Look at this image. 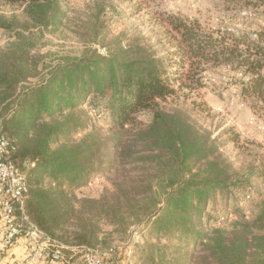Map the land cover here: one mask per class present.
Returning <instances> with one entry per match:
<instances>
[{"label": "trees", "instance_id": "trees-1", "mask_svg": "<svg viewBox=\"0 0 264 264\" xmlns=\"http://www.w3.org/2000/svg\"><path fill=\"white\" fill-rule=\"evenodd\" d=\"M0 1L22 10L20 18L0 17L11 38L0 49V136L10 144L8 161L26 173V210L41 231L68 246L100 249L105 264L126 254L110 237L143 223L157 236H174L177 250L184 243L190 264H264V201L252 220L229 229L220 223L226 214L216 223L208 214L252 177L264 180V159L250 162L247 178L241 176L222 154L220 137L213 139L190 111L163 105L184 89L198 90L207 68L230 65L248 77L243 95L264 118V29L253 41L249 33L208 32L198 20L158 14L174 51L161 54L145 36L125 45L112 37L103 43L106 54L87 48L63 56L44 77L36 49L45 34L66 27L69 0ZM228 2L264 9V0ZM144 5L135 3V14ZM106 8L97 5L76 25L85 44L107 36ZM145 113L148 123L140 121ZM96 176L114 190L99 198L84 194ZM163 259L150 248L139 261Z\"/></svg>", "mask_w": 264, "mask_h": 264}, {"label": "rangeland", "instance_id": "rangeland-1", "mask_svg": "<svg viewBox=\"0 0 264 264\" xmlns=\"http://www.w3.org/2000/svg\"><path fill=\"white\" fill-rule=\"evenodd\" d=\"M139 1L69 0L66 27L55 34H45L36 49V54L43 58L40 67H47L42 73L43 76L46 77L63 56H81L87 48L104 52L103 43L108 42L112 37H122L125 45L133 36H145L151 39V45L161 54L174 51L171 40L164 35L163 28L159 25L156 18L158 14L198 20L208 32L231 33L236 37L249 33L253 41L258 40L257 34L264 29L263 8L239 7L230 4L228 0H141L145 4L144 8L135 14L134 4ZM101 3L107 6L102 16L107 36L101 37L99 44L87 45L78 36L76 25L93 13ZM21 13V9L0 1V17L20 18ZM159 39L162 41L161 44H158ZM10 40V35L0 29V49ZM186 69L189 70V67L187 66ZM248 81L242 70L230 65L211 66L203 73L202 86L198 90L190 92L184 89L178 96L169 98L163 104L165 107H182L190 111L193 119L212 133L213 139L220 137L219 142L224 144L222 154L233 164V169L246 178L248 176L246 167L249 163L264 159V118L261 114L255 113L252 102L243 95V83ZM150 119L149 113L140 116V121L143 123H148ZM97 123L105 125L106 117H99ZM83 135L84 132L77 133L75 138L79 139ZM235 135L239 136L238 142L231 141ZM259 161L256 163L257 166ZM113 190L111 182L96 176L91 185L84 190V194L99 198L105 191ZM263 201L264 180L252 177L248 187L231 190L227 198H221L216 207L209 208L208 214L212 223H216L220 215L226 214L222 217H227L228 220L222 227L229 229L236 220H252L259 212ZM110 241L113 246L130 247L128 255L133 258L132 264H141L140 256L150 248L154 249L156 256L164 257L163 262L159 264H190L187 256V251L190 249L183 247L184 243L177 250L179 244L174 236H157V233L145 223L131 226L123 234L114 233Z\"/></svg>", "mask_w": 264, "mask_h": 264}, {"label": "built area", "instance_id": "built-area-1", "mask_svg": "<svg viewBox=\"0 0 264 264\" xmlns=\"http://www.w3.org/2000/svg\"><path fill=\"white\" fill-rule=\"evenodd\" d=\"M258 37V36H257ZM102 52V54H105ZM10 144L4 136H0V209L5 232L0 242V255L8 253L24 238L27 243L25 259L20 264H32L45 258L71 264V253H82V264H105L100 249L72 247L58 242L41 231L30 219L26 210L28 184L26 173L8 161ZM32 164L31 167H34ZM221 217L220 222L227 221Z\"/></svg>", "mask_w": 264, "mask_h": 264}, {"label": "crops", "instance_id": "crops-1", "mask_svg": "<svg viewBox=\"0 0 264 264\" xmlns=\"http://www.w3.org/2000/svg\"><path fill=\"white\" fill-rule=\"evenodd\" d=\"M4 232H5V226L0 209V242L3 238ZM123 248H125L126 254H124L123 252V254L113 255L114 259L112 260V262L108 261L107 264H132L133 258L128 255L129 254L128 248L130 249V247L123 246ZM26 252H27V243L26 240L22 238L19 241V244L15 248H13L8 253L0 255V264H20L25 259ZM68 256L71 258L70 259L71 264H82L83 257L81 252L71 253ZM32 264H44V261L42 260L40 262L37 263L34 262ZM54 264H60V263H54Z\"/></svg>", "mask_w": 264, "mask_h": 264}]
</instances>
